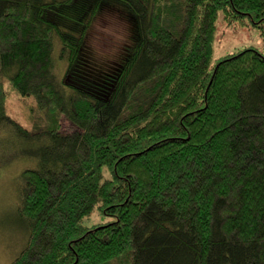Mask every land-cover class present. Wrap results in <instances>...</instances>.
Masks as SVG:
<instances>
[{"label":"trees","instance_id":"1","mask_svg":"<svg viewBox=\"0 0 264 264\" xmlns=\"http://www.w3.org/2000/svg\"><path fill=\"white\" fill-rule=\"evenodd\" d=\"M107 3L131 22L114 63L86 43ZM219 13L264 33V0H0V169L31 161L9 264H264V54L213 64Z\"/></svg>","mask_w":264,"mask_h":264},{"label":"rangeland","instance_id":"2","mask_svg":"<svg viewBox=\"0 0 264 264\" xmlns=\"http://www.w3.org/2000/svg\"><path fill=\"white\" fill-rule=\"evenodd\" d=\"M130 35L131 22L127 12L121 6L107 3L92 23L86 43L99 61L114 63L129 43ZM249 47L257 48L264 54V33L261 28L247 17L243 22L228 24L219 13L213 43V64L227 54ZM58 66L62 70L61 62ZM4 85L7 113L22 125L30 127L32 109L37 107L35 98L20 95L6 80ZM75 127V123L63 116L62 129L70 130ZM30 162L20 159L0 169V264L11 263L28 242L29 229L26 221L19 215L18 207L22 193L20 175ZM109 219L110 217L105 216L96 207L86 219V224L105 222Z\"/></svg>","mask_w":264,"mask_h":264}]
</instances>
